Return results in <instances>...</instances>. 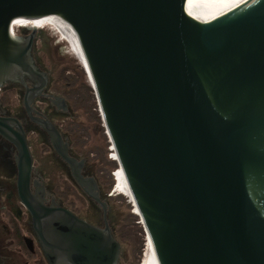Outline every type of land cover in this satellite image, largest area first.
Masks as SVG:
<instances>
[{
  "label": "water",
  "instance_id": "obj_1",
  "mask_svg": "<svg viewBox=\"0 0 264 264\" xmlns=\"http://www.w3.org/2000/svg\"><path fill=\"white\" fill-rule=\"evenodd\" d=\"M49 15L78 37L159 264H264V0H0V89L25 78L38 83L33 95L46 86L32 55L36 24H16L18 35L13 25ZM13 123L0 116V135L19 145V192L48 264H119L108 204L82 175L84 161L44 123L79 187L103 208V226L31 193L32 157Z\"/></svg>",
  "mask_w": 264,
  "mask_h": 264
},
{
  "label": "rangeland",
  "instance_id": "obj_2",
  "mask_svg": "<svg viewBox=\"0 0 264 264\" xmlns=\"http://www.w3.org/2000/svg\"><path fill=\"white\" fill-rule=\"evenodd\" d=\"M14 33L18 35L17 28ZM36 56L48 70L50 90L66 97L73 153L86 159L85 171L94 177L103 201L108 204V221L121 244L119 264H140L146 246V234L130 201V193L103 127L86 70L73 54L66 38L49 26L39 28ZM91 93H90V90ZM51 187L67 207L94 225L102 223L103 212L93 204L74 181L60 170L46 169Z\"/></svg>",
  "mask_w": 264,
  "mask_h": 264
},
{
  "label": "flooded vegetation",
  "instance_id": "obj_3",
  "mask_svg": "<svg viewBox=\"0 0 264 264\" xmlns=\"http://www.w3.org/2000/svg\"><path fill=\"white\" fill-rule=\"evenodd\" d=\"M30 32L23 29L19 36L27 38ZM36 37L32 55L38 70L46 75L48 82L36 95L28 93L38 85L29 78L24 79L25 84L11 81L4 83L0 89V116L12 119L13 129L23 134L25 138L33 163L31 193L43 191L46 206L55 202L57 206L67 208L78 215L67 207L62 197L53 190L50 177L45 171L49 168L54 170L58 168L60 174L67 175L79 187L69 164L58 153L52 134L44 126V123H50L58 131L68 154L77 161H84L82 175L91 177L85 171L86 159L79 158L72 151L70 122L61 121L62 116H67L68 103L65 96L50 90L51 80L48 70L43 60L35 55ZM27 100H29L28 106ZM20 153L19 145L0 135V264H48L34 231L31 214L20 196L18 186ZM88 199L103 212L100 204L89 197ZM97 226H103V220Z\"/></svg>",
  "mask_w": 264,
  "mask_h": 264
},
{
  "label": "bare ground",
  "instance_id": "obj_4",
  "mask_svg": "<svg viewBox=\"0 0 264 264\" xmlns=\"http://www.w3.org/2000/svg\"><path fill=\"white\" fill-rule=\"evenodd\" d=\"M192 1L200 4L202 7H224V6H236L247 0H192ZM16 24H20L26 27H30L36 24L37 29L39 28L42 29L44 26H49L61 32L62 35L66 38L67 42L70 44V48L73 54L78 58V60L80 61V63L82 64L83 68L86 70V73L88 75L85 56L81 48L80 42L78 40V37L75 31L73 30V28L70 26V24H68L65 20L57 16L49 15L44 19L37 21H16L13 25V32L17 28ZM144 250L145 251L142 256L143 258L140 264H159L155 254V250L149 239H147Z\"/></svg>",
  "mask_w": 264,
  "mask_h": 264
},
{
  "label": "trees",
  "instance_id": "obj_5",
  "mask_svg": "<svg viewBox=\"0 0 264 264\" xmlns=\"http://www.w3.org/2000/svg\"><path fill=\"white\" fill-rule=\"evenodd\" d=\"M89 90H90V88H89ZM90 93H91V90H90ZM138 264V263H137Z\"/></svg>",
  "mask_w": 264,
  "mask_h": 264
}]
</instances>
